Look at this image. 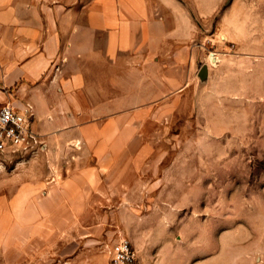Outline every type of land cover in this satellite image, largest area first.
Listing matches in <instances>:
<instances>
[{
  "label": "rangeland",
  "instance_id": "rangeland-1",
  "mask_svg": "<svg viewBox=\"0 0 264 264\" xmlns=\"http://www.w3.org/2000/svg\"><path fill=\"white\" fill-rule=\"evenodd\" d=\"M203 13L207 80L157 99L138 146L109 147L104 169L76 145L0 155V264H109L123 238L138 264H264V0ZM75 166H101L91 194Z\"/></svg>",
  "mask_w": 264,
  "mask_h": 264
},
{
  "label": "crops",
  "instance_id": "crops-1",
  "mask_svg": "<svg viewBox=\"0 0 264 264\" xmlns=\"http://www.w3.org/2000/svg\"><path fill=\"white\" fill-rule=\"evenodd\" d=\"M214 15L203 0H0V106L29 107L48 153L76 145L84 163L94 148L104 169L109 147L139 145L157 99L203 86L201 34ZM102 173L69 171L84 194Z\"/></svg>",
  "mask_w": 264,
  "mask_h": 264
},
{
  "label": "built area",
  "instance_id": "built-area-1",
  "mask_svg": "<svg viewBox=\"0 0 264 264\" xmlns=\"http://www.w3.org/2000/svg\"><path fill=\"white\" fill-rule=\"evenodd\" d=\"M31 109L17 111L9 105L0 106V155L38 152L44 145L41 136L31 125ZM109 264H138L130 241L121 239L112 253Z\"/></svg>",
  "mask_w": 264,
  "mask_h": 264
},
{
  "label": "water",
  "instance_id": "water-1",
  "mask_svg": "<svg viewBox=\"0 0 264 264\" xmlns=\"http://www.w3.org/2000/svg\"><path fill=\"white\" fill-rule=\"evenodd\" d=\"M198 78L201 82H206L207 80V66H203L198 72Z\"/></svg>",
  "mask_w": 264,
  "mask_h": 264
},
{
  "label": "bare ground",
  "instance_id": "bare-ground-1",
  "mask_svg": "<svg viewBox=\"0 0 264 264\" xmlns=\"http://www.w3.org/2000/svg\"><path fill=\"white\" fill-rule=\"evenodd\" d=\"M211 58L214 60V62H216L217 59L215 57L212 56ZM212 59H210V60H212Z\"/></svg>",
  "mask_w": 264,
  "mask_h": 264
}]
</instances>
